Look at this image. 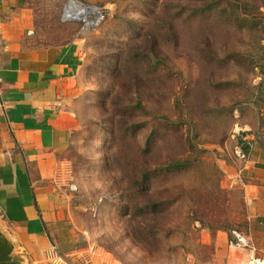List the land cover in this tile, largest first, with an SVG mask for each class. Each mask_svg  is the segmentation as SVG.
I'll use <instances>...</instances> for the list:
<instances>
[{"label": "rangeland", "instance_id": "obj_1", "mask_svg": "<svg viewBox=\"0 0 264 264\" xmlns=\"http://www.w3.org/2000/svg\"><path fill=\"white\" fill-rule=\"evenodd\" d=\"M72 2L88 57L48 264H185L199 226L249 236L224 180L264 139V0Z\"/></svg>", "mask_w": 264, "mask_h": 264}, {"label": "crops", "instance_id": "obj_2", "mask_svg": "<svg viewBox=\"0 0 264 264\" xmlns=\"http://www.w3.org/2000/svg\"><path fill=\"white\" fill-rule=\"evenodd\" d=\"M80 8L72 0H0V233L18 258L0 264L62 257L52 234L64 211L55 184L78 128L72 93L88 57L87 31L69 14ZM243 140L224 181L244 208L248 246L199 226L185 264L264 256V139Z\"/></svg>", "mask_w": 264, "mask_h": 264}, {"label": "built area", "instance_id": "obj_3", "mask_svg": "<svg viewBox=\"0 0 264 264\" xmlns=\"http://www.w3.org/2000/svg\"><path fill=\"white\" fill-rule=\"evenodd\" d=\"M73 3H75V2H72V4ZM89 10H91V9H87V7H82L79 10H77V12L75 14L74 13L69 14L70 15L69 17L70 18L77 17L78 19L83 20L88 16V14L90 12ZM95 14H96L95 18L97 20L92 25L96 26L97 24H99L100 20L103 19V15H102V11L96 12ZM231 235L233 237L232 244L234 246L243 247V248L248 246L246 240L239 233L232 231ZM246 264H264V256L262 258H259V259L250 257L247 260Z\"/></svg>", "mask_w": 264, "mask_h": 264}, {"label": "water", "instance_id": "obj_4", "mask_svg": "<svg viewBox=\"0 0 264 264\" xmlns=\"http://www.w3.org/2000/svg\"><path fill=\"white\" fill-rule=\"evenodd\" d=\"M13 247L0 233V263L17 261L18 258L12 255Z\"/></svg>", "mask_w": 264, "mask_h": 264}, {"label": "trees", "instance_id": "obj_5", "mask_svg": "<svg viewBox=\"0 0 264 264\" xmlns=\"http://www.w3.org/2000/svg\"><path fill=\"white\" fill-rule=\"evenodd\" d=\"M239 135H240V134H239ZM175 165H177V166H178V165H179V163H176Z\"/></svg>", "mask_w": 264, "mask_h": 264}, {"label": "bare ground", "instance_id": "obj_6", "mask_svg": "<svg viewBox=\"0 0 264 264\" xmlns=\"http://www.w3.org/2000/svg\"><path fill=\"white\" fill-rule=\"evenodd\" d=\"M73 4H75V3H73ZM94 10V9H93Z\"/></svg>", "mask_w": 264, "mask_h": 264}]
</instances>
